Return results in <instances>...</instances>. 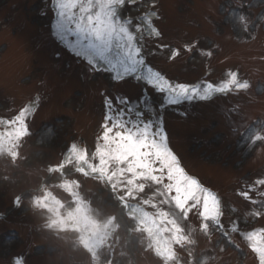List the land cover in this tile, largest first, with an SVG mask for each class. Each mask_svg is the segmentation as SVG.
Segmentation results:
<instances>
[{
  "label": "rangeland",
  "instance_id": "rangeland-1",
  "mask_svg": "<svg viewBox=\"0 0 264 264\" xmlns=\"http://www.w3.org/2000/svg\"><path fill=\"white\" fill-rule=\"evenodd\" d=\"M124 1L92 0L90 11L108 13L112 32L129 34L139 18L157 13L152 22L162 35H144L140 50L171 88L244 86L161 110L162 94L145 84L88 74L50 36L51 14L38 15L42 0H0V213H8L0 218V264L16 256L23 264H264V0H126L117 7ZM101 89L113 103L125 96L135 103L144 89L162 129L140 149L105 140ZM14 119L19 129L8 137ZM165 134L187 172L219 192L228 236L215 225L216 199L185 175ZM70 153L77 160L65 162ZM80 161L108 184L75 172ZM58 166L66 170L48 176ZM48 190L60 210L44 204ZM119 199L143 208L164 248L122 212ZM67 211L84 215L99 237L80 241L62 224Z\"/></svg>",
  "mask_w": 264,
  "mask_h": 264
},
{
  "label": "snow or ice",
  "instance_id": "snow-or-ice-1",
  "mask_svg": "<svg viewBox=\"0 0 264 264\" xmlns=\"http://www.w3.org/2000/svg\"><path fill=\"white\" fill-rule=\"evenodd\" d=\"M91 4L92 0H42V7L38 11L41 16L51 14L50 36L82 60L87 65L88 74L107 71L114 73L111 80L115 83L128 78L143 82L147 88L162 94L163 101L159 106L161 110L165 106L210 100L209 93H198L195 89L185 92L182 87L179 92L172 93L165 88H158L151 82V74L143 67L147 64L146 59L134 56L127 45L119 40L113 42L108 13L100 11L93 14L90 11ZM70 36L74 39L69 40ZM56 55L59 58V53ZM148 68L151 66L148 65ZM143 91L141 89V96L135 103L126 96L118 97L113 103V98L101 89L105 113L101 128L105 140L114 139L121 148L140 149L148 143V135L155 137L157 129H162L163 116L149 109V101L143 98ZM112 132H115V137L109 136Z\"/></svg>",
  "mask_w": 264,
  "mask_h": 264
},
{
  "label": "bare ground",
  "instance_id": "bare-ground-1",
  "mask_svg": "<svg viewBox=\"0 0 264 264\" xmlns=\"http://www.w3.org/2000/svg\"><path fill=\"white\" fill-rule=\"evenodd\" d=\"M152 16L153 15H149V14L144 16L140 20V24L137 26L135 31L132 32L131 34L127 33L126 29H122L121 30L119 28V29L115 30L114 33H113L114 34L113 42H117V40H119V42L127 45L128 49L131 50V52L133 53L134 56L137 57V54L139 52L140 59H142V54H143L142 52L143 51L141 52V51H139V49H141L143 47L142 41H140L141 38L143 37V35L146 34V35H150V36H158V34H159L157 32L156 27L154 26V24L152 22L153 21ZM155 16H157V15H155ZM109 19L112 20V16L111 15L109 16ZM143 67L145 68V70L148 73L151 74V76H152L151 82L156 84V86L158 88H165L169 92H172V93H176V92H179L181 90V89H179V90L171 89L168 86V84L163 79L159 78L158 74L156 73V71L152 67L149 69L147 64L144 65ZM242 87H243V85L240 84V85L236 86V89L237 88L240 89ZM223 89L224 88H218L217 89V87H213V86L209 85L208 88H207V93H209L211 98H212V97H215L218 94L224 93ZM30 107H32V106L30 105ZM23 111H24V114L22 116L24 118L22 120H24L26 118L25 115L29 112L28 111V107L25 110H23ZM22 116L20 115L19 116L20 118H18V116H17L16 119H21ZM16 119H14L15 123L12 122V124L10 125L11 126L10 127L11 131H10V135L8 137L15 136V134H13V131H16V130L18 131V129H19V125H18V122H17ZM75 160H77L76 154L70 153V154L66 155L65 162H74ZM88 168H89V166H88ZM62 170L65 171L66 169H62ZM88 172H89V170H88ZM104 177H105V179L108 180L106 175H104ZM66 182H67L66 185L70 187L71 183L68 182V181H66ZM194 182L195 181H193V183ZM202 189H204L207 198H209V199L214 198V197L217 198V194H215L214 192L212 193V191H208V189L206 190V188H202ZM48 192H49V194H51L50 195L51 200L54 199V197H56V195L54 194V192H52V190H48ZM50 204L52 205L51 209H53L54 208L53 202H51ZM122 212L123 213H127L130 216L135 217L138 220V222H139V226L141 228H143V230H145L151 236V238L156 242V244L158 246V249L161 250V246L162 245L159 242V240H160V236H159L160 232H159V229L157 228L158 226L154 222L149 220L148 216L144 213V211L142 210L141 207H139L137 205H131V206L128 205L125 208H122ZM217 213H218V211H217ZM77 214L78 213L74 212V211L68 212L67 213V217H66V219H63V223L62 224L66 225V226H69V227H72V228H76V229L82 230L83 238L85 240H89V239L92 240L93 239V235H95L98 238L99 237L98 233L94 234L95 231H92V230L89 233L88 232L89 230L87 231V229H85V227H87L88 224H86L87 222H86V218L84 217V215H83V217H80ZM99 239H101V238H99ZM262 253H263L262 257H264V252L261 251L260 254H262ZM20 261L21 260H20L19 257H16L14 259V262H16V263H20Z\"/></svg>",
  "mask_w": 264,
  "mask_h": 264
}]
</instances>
